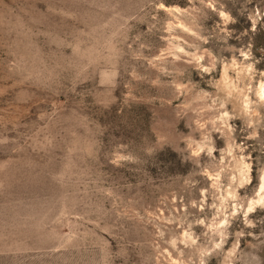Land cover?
<instances>
[{"label": "rangeland", "instance_id": "374dc122", "mask_svg": "<svg viewBox=\"0 0 264 264\" xmlns=\"http://www.w3.org/2000/svg\"><path fill=\"white\" fill-rule=\"evenodd\" d=\"M225 68L264 81V0H0V264H264V208L212 227L228 141L264 167Z\"/></svg>", "mask_w": 264, "mask_h": 264}, {"label": "bare ground", "instance_id": "6f19581e", "mask_svg": "<svg viewBox=\"0 0 264 264\" xmlns=\"http://www.w3.org/2000/svg\"><path fill=\"white\" fill-rule=\"evenodd\" d=\"M222 79L225 81V84L227 83L226 89H228L230 103L234 112L238 115L246 116L248 121L255 127L263 115L262 111L264 110V81L260 80L254 89V86H248V83L241 87V84H237L233 81L227 68L223 71ZM231 118L232 114H230L229 111H222L220 119H222V123L226 124L227 127ZM232 132L233 131L230 130L229 136H231ZM235 146L233 140H231L228 141L227 148L225 149V153L234 158L235 161L232 168L233 170L230 172L231 177H229V183L221 197V206L224 215L216 221L215 224H212L213 230H217L218 232H223L224 226L229 223V219L226 217L227 211L225 210L227 207H230L231 214L239 213V211H241L240 209H243L247 215V222L251 220V217L255 213L264 208V167L255 193L252 196H247V198L241 197L235 182L241 184V186L249 182L251 178L250 166L246 162L244 156H236V152L234 151ZM212 178L215 180V184L218 185L220 183L219 173ZM233 250L229 251V253H232ZM227 256L229 257L230 254Z\"/></svg>", "mask_w": 264, "mask_h": 264}]
</instances>
